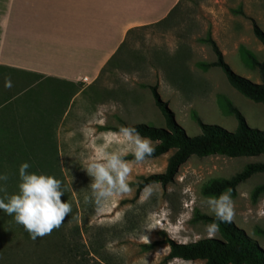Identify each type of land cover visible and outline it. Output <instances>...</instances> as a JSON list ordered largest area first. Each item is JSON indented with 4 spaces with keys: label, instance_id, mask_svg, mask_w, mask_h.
<instances>
[{
    "label": "rangeland",
    "instance_id": "rangeland-1",
    "mask_svg": "<svg viewBox=\"0 0 264 264\" xmlns=\"http://www.w3.org/2000/svg\"><path fill=\"white\" fill-rule=\"evenodd\" d=\"M21 2L23 0H0L1 32H5L7 25L6 6H17ZM250 19L264 32V0H181L167 20L133 28L118 53L101 71L94 90H90L105 104L102 113L98 112V99L95 117L89 120L102 122L107 128L122 123L163 127V118L147 88L156 85L160 98L188 136L201 132L193 115L205 124L233 131L236 120L226 112V101L240 111L249 127L264 130L261 104L233 89L218 67L198 66L200 62L214 60L210 46L204 41L209 35L233 72L259 82L257 70L245 64L240 50H248L258 61L263 59V46L252 33ZM6 78L11 80V88L4 87ZM31 79L0 72V99L18 95L19 105L12 110L18 121L16 131L35 134L30 137L32 142L39 136L44 139H38L39 150L35 149L32 153L36 155L28 159L33 165L30 170L61 179L65 188L61 200L66 199L72 211L61 226L54 229L56 234L51 231L33 240L27 233L29 239L18 247L12 242V235L21 228L13 217L0 211V264H203L200 260L166 259L168 246L163 242L153 248L145 245L165 238L185 243L209 237L205 229L211 223L202 221L198 215H214L206 203L213 196L204 195L202 188L213 179L231 177L248 163L264 161V154L192 155L179 166L172 182L164 186L152 184L153 192L143 202L144 188L135 196L137 182L143 176L162 172L172 150L140 162L129 159L128 156H132L129 154L125 159L132 167V191L105 201L97 209L88 187L91 177L83 168L109 140L112 141L109 150L121 147L117 143L119 131L96 127L84 135L52 136L48 133L50 136H44L54 130L56 109L62 107L63 99H60L65 94L57 92L60 87L52 81ZM52 143L56 144L57 159L48 162L51 147L45 149ZM41 148H45L43 152ZM40 154L41 158H46L41 165L37 164ZM16 182L11 187L5 184V192H16ZM263 182L264 172H258L236 186V194L231 196L234 204L231 221L264 250V234L261 233L264 193L255 200L251 198L253 188ZM212 237H218V233ZM69 241L83 248L81 256L59 249L61 242L66 246Z\"/></svg>",
    "mask_w": 264,
    "mask_h": 264
},
{
    "label": "trees",
    "instance_id": "trees-1",
    "mask_svg": "<svg viewBox=\"0 0 264 264\" xmlns=\"http://www.w3.org/2000/svg\"><path fill=\"white\" fill-rule=\"evenodd\" d=\"M180 2L181 0L176 3L164 19L156 23L165 21L169 16H172ZM250 21L254 37L263 46V59L258 61L248 50L244 48L240 50L245 64L257 70L259 82H253L233 72L224 61L223 55L215 41L209 35L204 41L210 46L214 54V60L211 62H200L198 66L203 69L218 67L223 72L227 83L233 89L243 97L261 104L264 109V32L253 19H250ZM133 30H128L126 38ZM5 71L12 72L7 67L0 65V72ZM147 88L150 91L154 105L163 118V127H155L145 123H122L117 127H103V129L119 131L123 126H135L141 136L151 138L156 144L155 151L147 158L157 157L172 150L162 172L143 176L137 182L135 196L145 186L152 184L164 186L172 182L179 166L192 155L197 157L210 155L241 157L264 154V130L249 127L240 111L229 101L225 102V108L226 112L231 114L236 120V127L233 131H229L216 124H205L197 115H193V119L200 126L201 132L198 135L188 136L184 129L176 123L174 114L168 108L167 103L160 98L156 85H148ZM17 96H2L0 99V171L7 173L8 180L5 184L10 187L18 180V165L22 161L29 162V157L36 155L32 152L35 149L39 150L37 142L40 141L38 139L44 141L43 138H40V136L38 138L37 136H43V134H37L36 138L38 139H35L36 142H32L30 137L35 134H29L24 130L20 132L16 131V125H18L16 123L18 121L15 119V113L12 110L19 105ZM44 136L50 135L45 134ZM52 136L54 135L52 134ZM49 147H51V150H48ZM44 149L41 148L40 151L43 152ZM45 150L49 151L48 162L53 161L51 159L57 156L56 144L52 143ZM41 155L38 156L40 162H37V164L39 163V165L46 162V158H41ZM128 158L134 159L132 156H128ZM30 165L31 167L33 166L32 164ZM258 172H264V161L248 163L239 172L229 178L211 180L202 188V193L215 197L226 190H231V196H234L236 194V186L252 174ZM262 193H264V182L253 188L251 198L255 200ZM198 218L207 223H213L215 221L214 215H198ZM216 222L219 226L217 232L218 237H205L185 243H179L170 238H165L146 244L145 247L153 248L163 242L168 246L166 259L200 260L203 264H264V250L254 239L246 235L242 229L236 227L232 221L227 223ZM16 225L21 230L16 231L12 235V242L15 243V247H18L22 242L28 240L29 237L22 225ZM52 231L53 234H56L54 229ZM261 233L264 234V230H261ZM61 245L64 248L60 247L59 249L65 250L70 255L81 256L83 253V248H79L72 241H69L66 246L64 242H61Z\"/></svg>",
    "mask_w": 264,
    "mask_h": 264
},
{
    "label": "crops",
    "instance_id": "crops-1",
    "mask_svg": "<svg viewBox=\"0 0 264 264\" xmlns=\"http://www.w3.org/2000/svg\"><path fill=\"white\" fill-rule=\"evenodd\" d=\"M178 1L23 0L6 6L0 65L24 80L52 81L60 87L57 92H64L54 130L46 134L102 130V122L89 120L95 117L97 100L98 112L105 104L90 93L102 69L120 50L128 30L164 19Z\"/></svg>",
    "mask_w": 264,
    "mask_h": 264
},
{
    "label": "clouds",
    "instance_id": "clouds-1",
    "mask_svg": "<svg viewBox=\"0 0 264 264\" xmlns=\"http://www.w3.org/2000/svg\"><path fill=\"white\" fill-rule=\"evenodd\" d=\"M5 88H11L12 82L6 78ZM69 136L72 133L68 134ZM109 140L99 148L91 159L86 161L83 168L91 177L88 184L90 194L97 209L101 208L105 201L114 197L124 196L132 191L130 176L131 163L125 159L129 154L135 162L143 161L152 155L156 144L151 138L141 136L135 126H123L119 129L117 143L121 145L116 150H109ZM31 165L22 161L17 167V191L11 194L5 192L4 185L8 175L0 171V211L13 217L16 224L35 240L38 237L48 235L53 229L59 228L65 217L72 211V205L61 197L65 194V188L61 179L42 171L30 170ZM153 192L151 185L145 186L141 202L147 199ZM88 200V197H85ZM215 221L206 226L209 237L214 236L220 223L231 222L234 216V204L231 198V190H226L218 196L209 197L206 201ZM151 229V228H147ZM146 242L148 243L147 237Z\"/></svg>",
    "mask_w": 264,
    "mask_h": 264
}]
</instances>
